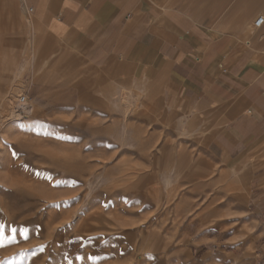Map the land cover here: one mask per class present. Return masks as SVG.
<instances>
[{"label": "rangeland", "instance_id": "1", "mask_svg": "<svg viewBox=\"0 0 264 264\" xmlns=\"http://www.w3.org/2000/svg\"><path fill=\"white\" fill-rule=\"evenodd\" d=\"M27 6L0 0V264H264V183L232 184L161 82L85 69L71 96Z\"/></svg>", "mask_w": 264, "mask_h": 264}, {"label": "crops", "instance_id": "2", "mask_svg": "<svg viewBox=\"0 0 264 264\" xmlns=\"http://www.w3.org/2000/svg\"><path fill=\"white\" fill-rule=\"evenodd\" d=\"M25 3L41 40L59 51L54 64L72 79L71 96L85 69L161 82L232 184L264 183V0ZM52 99L34 97V109Z\"/></svg>", "mask_w": 264, "mask_h": 264}, {"label": "built area", "instance_id": "3", "mask_svg": "<svg viewBox=\"0 0 264 264\" xmlns=\"http://www.w3.org/2000/svg\"><path fill=\"white\" fill-rule=\"evenodd\" d=\"M31 8H29L30 10ZM262 21V17H259L257 20H256V23L259 24L260 22ZM17 102L22 105V106H25L27 105V97L25 94L23 93H20L17 97Z\"/></svg>", "mask_w": 264, "mask_h": 264}]
</instances>
